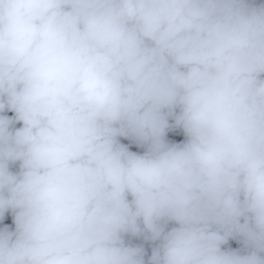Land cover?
Here are the masks:
<instances>
[{
	"label": "clouds",
	"instance_id": "clouds-1",
	"mask_svg": "<svg viewBox=\"0 0 264 264\" xmlns=\"http://www.w3.org/2000/svg\"><path fill=\"white\" fill-rule=\"evenodd\" d=\"M0 264H264V0H0Z\"/></svg>",
	"mask_w": 264,
	"mask_h": 264
}]
</instances>
